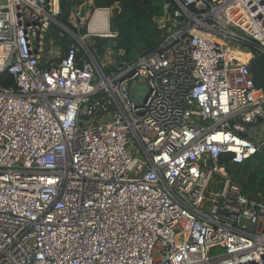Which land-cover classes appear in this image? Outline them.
<instances>
[{"label": "built area", "instance_id": "1", "mask_svg": "<svg viewBox=\"0 0 264 264\" xmlns=\"http://www.w3.org/2000/svg\"><path fill=\"white\" fill-rule=\"evenodd\" d=\"M83 2L107 26L0 0V264H264V200L220 164L264 146V0H162L158 46L108 64L89 39L117 37L114 6ZM51 27L72 41L47 59Z\"/></svg>", "mask_w": 264, "mask_h": 264}, {"label": "trees", "instance_id": "2", "mask_svg": "<svg viewBox=\"0 0 264 264\" xmlns=\"http://www.w3.org/2000/svg\"><path fill=\"white\" fill-rule=\"evenodd\" d=\"M93 1L94 8H109L115 5L114 10H116L112 24L117 29V37L115 39L96 38L94 42V47L98 50H101L99 48L100 45H105L104 49L100 52L101 54L105 51V48H109V46L112 47L114 51L121 49L124 50V55L119 59L121 62L128 63L135 60L138 56H141L142 51L148 53L158 46L161 38L156 24L153 22V18L160 15L162 0ZM59 6L61 11L59 21L71 27L68 19L73 7V1L60 0ZM92 23L93 25L90 26L91 30L98 29L100 25L104 27L107 25L104 23L100 12L94 14ZM249 70L252 75L254 86L264 94V55H256L249 63ZM0 86L3 88L13 87L12 77L8 74L0 76ZM258 154L260 156L263 155V153H257L256 155ZM255 156L245 162L233 164L230 162V156L224 155L220 159V164L224 166L226 175L230 176L240 185L244 194L251 199L261 201L264 200V176L260 177L258 180L255 174H250L247 179L245 177L246 170L244 169V164L253 161L251 159H255ZM250 189L254 190L253 194L249 193Z\"/></svg>", "mask_w": 264, "mask_h": 264}, {"label": "rangeland", "instance_id": "3", "mask_svg": "<svg viewBox=\"0 0 264 264\" xmlns=\"http://www.w3.org/2000/svg\"><path fill=\"white\" fill-rule=\"evenodd\" d=\"M75 2H77V0ZM114 7H115V5H114ZM92 13H93V8L89 9L86 6L82 8V17H81L80 21H81V24H83L82 25L83 29L80 28V30L77 31L78 35L85 34V32H86L85 30H87V22H88L90 16L92 15ZM112 16H113V11H112ZM153 22H154V20H153ZM71 41H72L71 38L65 32H62L60 29L51 27L50 30L48 31V34H47V43H48L47 49H48V51L46 54V58L47 59L51 58V57L57 58V57H59V55L61 56L63 54L62 47H64L65 44H69ZM95 41H96V38L89 39V42L91 43V45H89V46H90V49L95 52L94 54H95L97 61L99 63L103 62L105 64H108L109 62H113L114 58L116 57V51H114L112 49V47L109 46V49L111 51H107L108 48L106 47L105 51L101 54L100 52H101V50L104 49L105 45H100L98 43L100 45L99 48L101 49V50H98L96 47H94L92 45V44H94ZM114 45H115V43H114ZM106 46H107V44H106ZM104 53H106L105 56H104ZM118 59L115 58V60H117L116 62L120 63L121 60L119 59V61H118ZM132 88H133L134 100L138 104L142 103L145 100V97L147 94L146 85L143 82H137V83L133 84ZM263 155L260 156L258 154L254 157L255 159H251L253 161H250L248 164H247V162L244 164V169L246 170L245 171L246 172V174H245L246 179L248 178V176H250V174H255L257 180L260 177L264 176V156ZM249 193L253 194L254 190L250 189ZM155 256H157V255H155Z\"/></svg>", "mask_w": 264, "mask_h": 264}, {"label": "crops", "instance_id": "4", "mask_svg": "<svg viewBox=\"0 0 264 264\" xmlns=\"http://www.w3.org/2000/svg\"><path fill=\"white\" fill-rule=\"evenodd\" d=\"M73 1V7H72V9H71V13H70V17L71 18H74L75 17V14L78 12V11H81V17H82V8L83 7H88L89 9H91V7H89L87 4H84V6H83V0H77V2H75L76 0H72ZM76 3V4H75ZM82 5V6H79V5ZM97 12V11H96ZM95 12V13H96ZM101 14V13H100ZM92 15H93V13H92ZM90 16V18L91 17H94V16ZM102 15V19L104 20V23H106V20H107V16L105 15V14H101ZM90 18H89V20H90ZM80 19L81 18H78V19H76L75 21H76V25L79 27V28H82L83 26V24H81V21H80ZM69 20V19H68ZM89 20H88V22H89ZM112 20H113V16L111 15V17H110V20H109V28H110V30H114V29H116V27H114V25L112 24L113 22H112ZM88 22H87V24H88ZM93 19L91 18V21H90V23H89V28L91 29V27L90 26H92L93 25ZM107 24V23H106ZM71 26V25H70ZM83 29V28H82ZM117 30V29H116ZM86 32H87V30H85ZM85 32V33H86ZM62 47V46H61ZM63 48V47H62Z\"/></svg>", "mask_w": 264, "mask_h": 264}, {"label": "bare ground", "instance_id": "5", "mask_svg": "<svg viewBox=\"0 0 264 264\" xmlns=\"http://www.w3.org/2000/svg\"><path fill=\"white\" fill-rule=\"evenodd\" d=\"M99 12H100L101 14H105L104 11H101V10H98L96 13H99ZM105 15H106V14H105ZM103 21H104V20H103ZM106 23H107V20H106ZM106 26H107V25H106ZM237 57H238L239 59H241L242 61L245 62V61L248 59L249 56H248L247 54H238Z\"/></svg>", "mask_w": 264, "mask_h": 264}, {"label": "water", "instance_id": "6", "mask_svg": "<svg viewBox=\"0 0 264 264\" xmlns=\"http://www.w3.org/2000/svg\"><path fill=\"white\" fill-rule=\"evenodd\" d=\"M115 14H116V10L113 11V17H114ZM143 53H144V51H142V54H143ZM260 153H263V154H264V146H263V148L261 149ZM207 165H211V161H210V160L207 161Z\"/></svg>", "mask_w": 264, "mask_h": 264}]
</instances>
